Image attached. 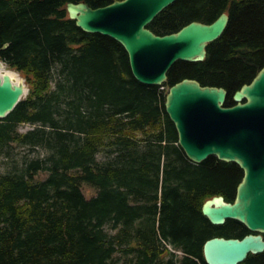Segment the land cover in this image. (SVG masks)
<instances>
[{
	"label": "trees",
	"instance_id": "1",
	"mask_svg": "<svg viewBox=\"0 0 264 264\" xmlns=\"http://www.w3.org/2000/svg\"><path fill=\"white\" fill-rule=\"evenodd\" d=\"M80 1L114 0H0V60L28 85L0 118V155L15 144L43 151L0 173V264H207V239L251 232L202 213L214 195L232 202L235 162L188 159L165 96L188 78L224 88L234 105L264 67V0H176L158 13L147 25L157 35L229 17L205 58L175 61L162 85L138 81L119 42L76 25L66 4ZM238 264H264V251Z\"/></svg>",
	"mask_w": 264,
	"mask_h": 264
},
{
	"label": "water",
	"instance_id": "2",
	"mask_svg": "<svg viewBox=\"0 0 264 264\" xmlns=\"http://www.w3.org/2000/svg\"><path fill=\"white\" fill-rule=\"evenodd\" d=\"M174 1L114 0L96 8L80 1L68 2L66 9L83 31L119 42L138 81L162 85L175 61L203 60L207 44L223 33L229 18L222 12L209 24L191 21L177 32L155 34L147 25ZM0 65L7 68L1 60ZM10 70L20 80L0 71V118L28 91L24 77ZM226 97L224 88L203 86L188 78L171 85L165 96V110L188 159L200 163L214 155L237 163L244 172L232 202L214 195L205 200L202 213L214 225L235 219L251 232L242 238L207 239L203 245L207 264H238L249 253L264 251V67L234 93V105L225 106Z\"/></svg>",
	"mask_w": 264,
	"mask_h": 264
},
{
	"label": "rangeland",
	"instance_id": "3",
	"mask_svg": "<svg viewBox=\"0 0 264 264\" xmlns=\"http://www.w3.org/2000/svg\"><path fill=\"white\" fill-rule=\"evenodd\" d=\"M33 128V125L29 123H20L18 129L20 131H26ZM43 154V151L37 148H30L27 146L13 145L11 154L9 157L0 155V173L5 172H18L25 159H31ZM45 171H41L36 174L35 179L40 180L46 176ZM82 191L86 197H91L96 194L97 190L89 185L82 184ZM180 252V251H178Z\"/></svg>",
	"mask_w": 264,
	"mask_h": 264
},
{
	"label": "flooded vegetation",
	"instance_id": "4",
	"mask_svg": "<svg viewBox=\"0 0 264 264\" xmlns=\"http://www.w3.org/2000/svg\"><path fill=\"white\" fill-rule=\"evenodd\" d=\"M233 165H234L235 170H236V178H237L236 181H237V185H238V183L241 181V179H242V177H243V175H244V172H243V170L240 168V166H239L237 163H235V164H233ZM237 185H236V187H235L234 197H233L232 201L234 200L235 195H236V188H237Z\"/></svg>",
	"mask_w": 264,
	"mask_h": 264
},
{
	"label": "bare ground",
	"instance_id": "5",
	"mask_svg": "<svg viewBox=\"0 0 264 264\" xmlns=\"http://www.w3.org/2000/svg\"><path fill=\"white\" fill-rule=\"evenodd\" d=\"M0 71L9 74L13 79L20 80V76L14 71L6 68L4 65H0Z\"/></svg>",
	"mask_w": 264,
	"mask_h": 264
}]
</instances>
